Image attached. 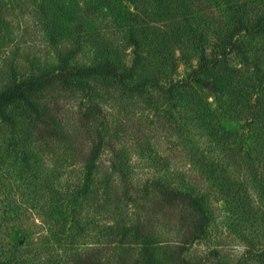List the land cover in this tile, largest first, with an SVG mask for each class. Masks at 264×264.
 Segmentation results:
<instances>
[{"label":"rangeland","instance_id":"374dc122","mask_svg":"<svg viewBox=\"0 0 264 264\" xmlns=\"http://www.w3.org/2000/svg\"><path fill=\"white\" fill-rule=\"evenodd\" d=\"M260 17L264 0H0V93L133 70L57 77L36 111L6 108L0 264H264V32L232 38ZM230 42L243 52L217 56ZM149 79L191 84L132 89Z\"/></svg>","mask_w":264,"mask_h":264},{"label":"trees","instance_id":"16d2710c","mask_svg":"<svg viewBox=\"0 0 264 264\" xmlns=\"http://www.w3.org/2000/svg\"><path fill=\"white\" fill-rule=\"evenodd\" d=\"M238 21H239V28L232 34V38L237 37L241 34H250L251 32H257V31L264 32V18L262 17L258 18L255 26H253L252 29L249 30L247 29L246 26L240 24L241 21L240 19H238ZM132 43L136 50V59L139 60L140 56H139V52H137V50L139 49V43L135 39H132ZM240 51L243 52V49L241 48L240 45L230 42L229 48L227 50L220 51L219 52L220 54H218L217 56H222V55L226 56L234 52H240ZM215 61H217V57L215 60L211 62V64L215 63ZM209 64L210 63H207L205 61V57L201 56L198 73L204 72L209 66ZM98 75L110 77L113 80H115L117 83L124 85L126 81L131 80L133 78V70H131L129 73L121 74L118 73L114 67L110 66L107 63H104L92 68L72 70L66 74H61V75L45 74L37 78L31 79L29 81L17 83L10 89H6L0 93V118L5 122H10L11 118L6 115L5 110L7 107L15 106L17 104L21 105L25 109L36 111V106L31 100L30 96L46 88H52L55 83L54 81L57 77L62 79L63 84L68 85L70 84L69 76L78 77V78H90ZM149 84L157 88L161 92L168 94V96L171 98L173 97L174 92L176 90L189 88L191 83L189 81L188 82L186 81L180 84L169 86L166 89H163L154 79H149L135 86L132 89L140 94L144 92L145 87ZM258 104L259 105L256 107V110L258 113H261L264 110L262 109L264 108V105L261 103ZM165 194L169 201L174 202L176 200H179L181 202H186L191 209L199 213V215H201L202 217V222L200 224L201 230L207 225L208 218L205 215L204 208L201 205V202L198 198L188 193L167 190V189L165 190ZM261 256L263 257L264 254L261 253Z\"/></svg>","mask_w":264,"mask_h":264},{"label":"water","instance_id":"95a60500","mask_svg":"<svg viewBox=\"0 0 264 264\" xmlns=\"http://www.w3.org/2000/svg\"><path fill=\"white\" fill-rule=\"evenodd\" d=\"M210 90H212V89H210Z\"/></svg>","mask_w":264,"mask_h":264}]
</instances>
